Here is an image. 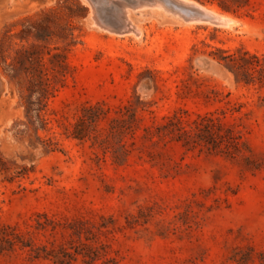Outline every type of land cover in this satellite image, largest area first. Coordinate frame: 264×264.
<instances>
[{
	"label": "rangeland",
	"instance_id": "rangeland-1",
	"mask_svg": "<svg viewBox=\"0 0 264 264\" xmlns=\"http://www.w3.org/2000/svg\"><path fill=\"white\" fill-rule=\"evenodd\" d=\"M128 1L0 0V264H264V0Z\"/></svg>",
	"mask_w": 264,
	"mask_h": 264
},
{
	"label": "bare ground",
	"instance_id": "bare-ground-1",
	"mask_svg": "<svg viewBox=\"0 0 264 264\" xmlns=\"http://www.w3.org/2000/svg\"><path fill=\"white\" fill-rule=\"evenodd\" d=\"M105 1V0H104ZM128 1V0H127ZM166 4H168V5H175L174 7L176 8V9H178V10H180V11H182V12H185L186 13V15H188V16H192L193 14H197V15H208V16H211V17H214V18H216L215 17V12L216 11H214V10H212V9H210V8H208V7H206V6H204V5H201V4H199V3H197V2H195V1H193V0H163ZM123 2V3H122ZM122 2H121V4L123 5L124 4V0H122ZM126 2V1H125ZM129 2V1H128ZM152 2V1H151ZM96 3H98V2H96ZM147 3V2H146ZM99 4V3H98ZM152 4V3H151ZM155 4V3H154ZM157 4V3H156ZM121 5V6H122ZM125 5V4H124ZM141 5V4H140ZM153 5V4H152ZM155 6V5H154ZM158 7H159V5H157ZM157 6H155V7H157ZM96 7V6H95ZM125 7H126V5H125ZM139 7V6H138ZM143 7V6H142ZM163 7V6H162ZM124 8V7H123ZM130 8V7H129ZM137 8V7H136ZM135 8V9H136ZM95 9V8H94ZM126 9V8H125ZM169 10V9H168ZM171 10H173V9H171ZM180 11H177V12H180ZM94 12V11H93ZM96 12V11H95ZM121 12V11H120ZM129 12V11H128ZM126 10H125V13H124V16H125V18L124 17H121V18H119V21L121 22V24L124 26V29H126L125 27H127V25L129 24V22H130V26H132L133 24H131V22L132 21H129V19H130V16L127 14L128 13ZM97 13V12H96ZM122 13V12H121ZM93 14V13H92ZM181 14V13H180ZM95 15V14H94ZM120 15V14H119ZM123 15V14H122ZM121 15V16H122ZM216 15H217V13H216ZM218 15H220V14H218ZM179 16H181V15H179ZM185 16V15H184ZM183 16V14H182V17H184ZM222 16V15H221ZM220 16V17H221ZM98 17H100V16H98ZM220 17H218V18H220ZM223 17V16H222ZM226 17V16H225ZM95 18V17H94ZM97 18V17H96ZM186 18V17H185ZM184 18V19H185ZM188 18V17H187ZM217 18V19H218ZM228 18V17H227ZM231 18V17H230ZM230 18H228L229 19V21H230ZM189 19H192V18H189ZM189 19H187V20H189ZM221 19V18H220ZM219 19V21H221L222 22V19L220 20ZM224 19V18H223ZM226 19V18H225ZM186 20V19H185ZM195 21V20H194ZM227 21V20H226ZM233 21H234V19H233ZM233 21H231V24H232V22ZM104 22V21H103ZM187 22V21H186ZM224 22H225V20H224ZM133 23V22H132ZM226 23V22H225ZM224 23V24H225ZM235 23V22H234ZM99 24V23H98ZM118 24V23H117ZM120 24V23H119ZM230 24V25H231ZM105 26H107L106 24H105ZM108 27V26H107ZM122 27V26H121ZM133 27H134V25H133ZM138 26H136V27H134V28H137ZM104 28H106V27H104ZM134 28H133V30H134ZM107 29V28H106ZM111 29V28H110ZM131 29V28H130ZM127 30V29H126ZM137 30V29H136ZM138 30H140L139 28H138ZM137 30V31H138ZM114 31V30H113ZM129 31V30H128ZM131 31V30H130ZM135 31V30H134ZM132 32V31H131ZM136 32V31H135ZM138 33V32H137Z\"/></svg>",
	"mask_w": 264,
	"mask_h": 264
},
{
	"label": "trees",
	"instance_id": "trees-1",
	"mask_svg": "<svg viewBox=\"0 0 264 264\" xmlns=\"http://www.w3.org/2000/svg\"><path fill=\"white\" fill-rule=\"evenodd\" d=\"M21 52V51H20ZM54 57L58 56H63L61 53H55L53 54ZM41 74L37 75L34 80L33 84L37 87L38 89V97L37 100L39 103H42L44 98H46L47 93L54 88V82L57 81L58 75L56 72V69L53 68L52 70L46 68V70H41ZM202 124L203 127L200 126L199 130L201 131H207L210 133L212 136L214 135V132L212 131V126L215 124V121L213 118L209 117H203L202 118ZM199 127V126H198Z\"/></svg>",
	"mask_w": 264,
	"mask_h": 264
}]
</instances>
